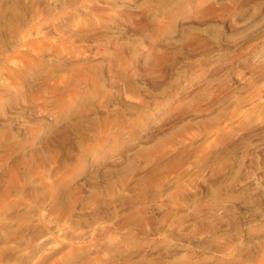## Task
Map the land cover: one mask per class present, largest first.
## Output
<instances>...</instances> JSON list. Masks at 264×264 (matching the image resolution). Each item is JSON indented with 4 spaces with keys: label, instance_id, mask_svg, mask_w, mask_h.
Wrapping results in <instances>:
<instances>
[{
    "label": "rangeland",
    "instance_id": "1",
    "mask_svg": "<svg viewBox=\"0 0 264 264\" xmlns=\"http://www.w3.org/2000/svg\"><path fill=\"white\" fill-rule=\"evenodd\" d=\"M0 264H264V0H0Z\"/></svg>",
    "mask_w": 264,
    "mask_h": 264
}]
</instances>
